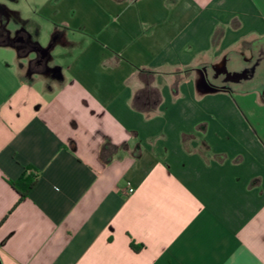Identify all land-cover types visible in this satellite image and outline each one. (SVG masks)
<instances>
[{"label":"crops","instance_id":"1","mask_svg":"<svg viewBox=\"0 0 264 264\" xmlns=\"http://www.w3.org/2000/svg\"><path fill=\"white\" fill-rule=\"evenodd\" d=\"M37 12L63 66L0 43L1 264H264L262 81L204 78L264 53V0Z\"/></svg>","mask_w":264,"mask_h":264},{"label":"rangeland","instance_id":"2","mask_svg":"<svg viewBox=\"0 0 264 264\" xmlns=\"http://www.w3.org/2000/svg\"><path fill=\"white\" fill-rule=\"evenodd\" d=\"M45 1L47 0H0V29L4 24L9 41L16 39L18 34L25 33L29 42L40 41L43 48L51 46V23L41 18L37 12ZM0 32L2 34L3 30ZM9 41L8 43L12 44ZM4 49L0 47V69L2 71L5 69L6 61L10 60L11 57ZM62 50L60 45L51 47L47 66L52 64L63 66V60L58 57ZM27 54L36 56L34 50L28 51ZM227 68L229 72H234L235 66L229 64ZM36 69L40 70V68Z\"/></svg>","mask_w":264,"mask_h":264},{"label":"flooded vegetation","instance_id":"3","mask_svg":"<svg viewBox=\"0 0 264 264\" xmlns=\"http://www.w3.org/2000/svg\"><path fill=\"white\" fill-rule=\"evenodd\" d=\"M10 42L15 45L23 55H26L30 50L35 51V49L39 47L36 43L29 42L25 33L18 34L17 38L10 40ZM36 55L37 56L33 61V68L45 67V59L42 58V53H36ZM245 69L249 70V81L256 84L262 81V83L259 84V90L263 92L264 96V53H261L255 58ZM204 75L206 82L214 87L229 88L233 85V82L225 80V75L215 77V72L213 71L210 73L205 72Z\"/></svg>","mask_w":264,"mask_h":264},{"label":"trees","instance_id":"4","mask_svg":"<svg viewBox=\"0 0 264 264\" xmlns=\"http://www.w3.org/2000/svg\"><path fill=\"white\" fill-rule=\"evenodd\" d=\"M3 30V33L1 34L0 32V43L3 44H9V38H8V32L5 29V25L3 24L1 26V29ZM10 42V41H9ZM142 72L146 73L147 75H152L151 71H145L143 70ZM144 110H146L147 112H152L153 111V107H142ZM32 167H28L29 173L26 175H23L21 178H19L17 181L11 182V185L13 187H15L20 194V198L19 201L22 200L24 197L27 196L28 192L32 189V187L34 186L36 180H37V175L34 174L33 171H31ZM132 247L134 249H138L139 246H136L134 244H132Z\"/></svg>","mask_w":264,"mask_h":264},{"label":"water","instance_id":"5","mask_svg":"<svg viewBox=\"0 0 264 264\" xmlns=\"http://www.w3.org/2000/svg\"><path fill=\"white\" fill-rule=\"evenodd\" d=\"M50 47L51 46L47 48H43L39 46L37 49H35V52L37 54L42 53V58L46 59L49 54ZM214 72H215V77H218L220 75H225V80L229 82H233V83H237V82H240L241 80H246L249 78L248 69H244L243 71H240V72H229L227 65H226V61H223L220 65H217L216 67H214ZM208 88L209 90L213 89V87L211 86H209Z\"/></svg>","mask_w":264,"mask_h":264},{"label":"built area","instance_id":"6","mask_svg":"<svg viewBox=\"0 0 264 264\" xmlns=\"http://www.w3.org/2000/svg\"><path fill=\"white\" fill-rule=\"evenodd\" d=\"M133 192H134V187L130 183H127V186L125 188V193L129 195L132 194Z\"/></svg>","mask_w":264,"mask_h":264}]
</instances>
